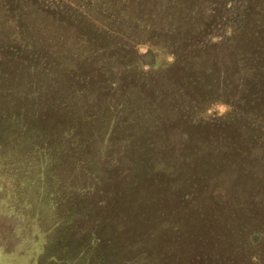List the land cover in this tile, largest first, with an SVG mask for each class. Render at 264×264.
<instances>
[{"label":"rangeland","instance_id":"374dc122","mask_svg":"<svg viewBox=\"0 0 264 264\" xmlns=\"http://www.w3.org/2000/svg\"><path fill=\"white\" fill-rule=\"evenodd\" d=\"M229 1L0 0V91L4 93L0 105V264H264L262 257L250 260L251 250L244 245L228 239L219 242L214 235L208 237L215 239L216 256L208 250L206 259V248H211L204 242L192 245L185 235L163 228L165 217L176 215L169 211L178 201L175 194L182 183L161 189L160 204H147L145 193L150 188L159 191V187L149 185L143 191L127 185L126 189L119 181L130 178L127 166H118L112 173L111 165H104L115 155L111 146L107 153L101 152L104 157L96 169L66 168L59 155L55 158L31 148L34 143L27 132L29 124L42 121H50L52 128L64 122L70 125L76 115L87 112L84 107L90 102L116 111L121 105L116 95L128 81L136 90L135 108L141 111L146 103H153L152 84L158 78L165 80L161 84L165 94L181 97L185 90L177 87L183 85L189 57L165 62L156 58L161 53L157 46H176L182 53L191 44L198 52L206 44L207 33L224 35L227 24H237L232 16L237 7L251 10L256 4V0ZM189 11L196 13L195 19L181 30L176 25L184 19L179 17ZM147 49L153 51L151 64L145 63ZM77 94L81 97L74 99ZM198 96L192 91L188 98L193 101ZM175 101L181 103L177 97ZM12 103L23 108L17 122L14 115H1ZM210 110L224 112L226 105L212 104ZM115 123L108 131V119L96 117L80 129L90 128L93 146L95 142L104 146V140L120 145L127 135L123 113ZM155 133L157 129L147 132ZM79 170L85 176L80 183L73 177L67 180L69 172ZM261 216L263 222L264 213ZM95 239L99 244L90 246ZM259 242L253 243V250L264 247Z\"/></svg>","mask_w":264,"mask_h":264},{"label":"trees","instance_id":"16d2710c","mask_svg":"<svg viewBox=\"0 0 264 264\" xmlns=\"http://www.w3.org/2000/svg\"><path fill=\"white\" fill-rule=\"evenodd\" d=\"M193 12L179 17L184 20L176 26L184 29L189 24L187 21L195 19ZM232 16L238 19L237 24L230 26L226 22L228 29L224 35L207 33L206 44L198 52L191 44L182 53L176 46L170 49L166 45L157 46L161 53L156 58L162 57L165 62L189 57L183 85L177 87L185 90L182 98L178 93L165 94L161 86L165 80L158 78L152 84L153 103L149 102L150 106L146 103L141 111L135 108L138 106L134 102L136 90L128 81L124 91L116 90L119 93L116 96L121 98L116 111L107 104L99 107L95 106L98 103L90 102L84 107L89 114L76 115L69 121L70 125L64 122L52 128L50 121H42L29 124L27 132L33 139L31 148L55 158L59 155L66 168L84 170L94 166L96 169L95 164L104 157L101 152H108L111 146L115 155L110 157V164L104 165L108 168L111 165L112 173L118 166H127L130 178L123 183L119 181L126 189L135 185L143 191L149 185L159 187V191L150 188L145 195L142 192L147 204L153 201L160 204L159 200L164 199L161 189H172L182 183V189L175 194L178 201L169 211L176 215L165 217L167 226L163 228L173 229L178 236L185 235L192 245L204 242L211 248H206V259L209 251L212 257L216 256L212 246L215 239L211 241L208 237L214 235L219 242L228 239L244 245L247 251L251 250L248 251L250 260L258 257L264 260V247L258 245L253 250V243L264 244V221H261L264 213V0H256L251 10L237 7ZM217 49L220 51L216 54ZM144 56L146 64L155 61L151 49ZM192 91L199 95L193 101L188 98ZM2 94L0 91V105L4 100ZM175 97L181 101L178 105ZM216 103L225 104L226 110H210ZM122 113L127 135L122 137L120 145L117 142L110 145L104 140V146L99 147L101 142L93 146L89 127L80 129L86 120L98 117L99 121L108 119L110 131ZM6 114L14 115L17 122L24 113L21 105L12 103L1 115ZM92 114L94 117L87 116ZM162 116L168 119L161 121ZM156 129L157 133L147 134ZM81 170L69 172L67 180L73 177L75 182L82 181L85 176ZM96 244H99L96 239L89 243Z\"/></svg>","mask_w":264,"mask_h":264}]
</instances>
